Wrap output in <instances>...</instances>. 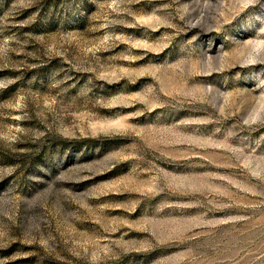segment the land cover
<instances>
[{
	"label": "rangeland",
	"instance_id": "1",
	"mask_svg": "<svg viewBox=\"0 0 264 264\" xmlns=\"http://www.w3.org/2000/svg\"><path fill=\"white\" fill-rule=\"evenodd\" d=\"M0 264H264V0H0Z\"/></svg>",
	"mask_w": 264,
	"mask_h": 264
}]
</instances>
